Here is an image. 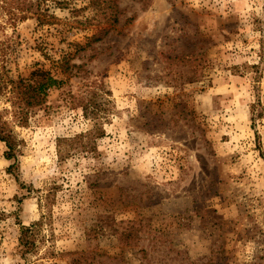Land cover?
I'll list each match as a JSON object with an SVG mask.
<instances>
[{"label": "rangeland", "instance_id": "obj_1", "mask_svg": "<svg viewBox=\"0 0 264 264\" xmlns=\"http://www.w3.org/2000/svg\"><path fill=\"white\" fill-rule=\"evenodd\" d=\"M31 1L12 76L63 83L0 100V264H264V0Z\"/></svg>", "mask_w": 264, "mask_h": 264}, {"label": "trees", "instance_id": "obj_2", "mask_svg": "<svg viewBox=\"0 0 264 264\" xmlns=\"http://www.w3.org/2000/svg\"><path fill=\"white\" fill-rule=\"evenodd\" d=\"M0 4L2 9L9 13V22L7 23H10V25L15 26L18 20L27 19L31 14L37 15L40 23L47 22L41 16L39 8H36V4L31 0H0ZM0 27L4 28L1 24ZM14 51L10 38L0 40V100L5 98L10 104V110L14 113V116L25 123L35 108H39L46 103L48 91L60 86L63 80H59L49 71L41 69L32 71L29 77L18 76L14 78L10 68ZM259 105L260 101L252 105V119L254 121L258 115L256 109ZM1 119L0 112V140L6 144L5 157L12 161L8 171L15 173L19 161V141L11 133L6 134L7 122H3ZM36 225L37 222L24 227L22 230L20 244L24 253L33 245L31 237Z\"/></svg>", "mask_w": 264, "mask_h": 264}]
</instances>
